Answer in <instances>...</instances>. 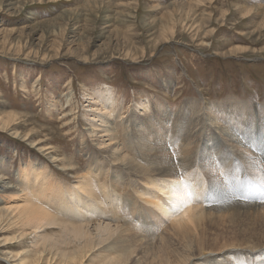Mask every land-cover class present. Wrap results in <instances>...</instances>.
Masks as SVG:
<instances>
[{
    "label": "rangeland",
    "instance_id": "374dc122",
    "mask_svg": "<svg viewBox=\"0 0 264 264\" xmlns=\"http://www.w3.org/2000/svg\"><path fill=\"white\" fill-rule=\"evenodd\" d=\"M105 85L114 89L121 103L112 122L121 115L124 121H116L112 128L120 132L119 139L114 137L122 157L129 152L143 161L147 156L140 155L143 150L139 145L151 140L166 145L172 160L185 157L192 161L201 155L207 141L214 148L210 152L224 143L233 157L244 163L238 155L247 151L246 147L236 151L240 147H232L227 140L238 138L247 145V135L221 120L220 110L222 103L232 101L235 104L225 108L237 111L239 102L255 110L264 107V0H0V124L9 126L7 131L0 128V172L9 179L5 182L24 189L22 194L39 204L35 191L21 181L25 168L36 164L44 171L42 167H47L53 182L62 187L58 195H64L63 188L68 194L75 190L73 186L94 155L109 182L112 172L122 171L133 184L121 189L120 183L115 185L129 201L127 213L115 225L125 231L122 235L129 240L125 247H132L126 255L116 252L117 243H121L116 236L107 245L97 246L83 264H103L109 254L121 255L126 262L131 259L127 264H159L161 239L167 236L176 240L170 223L135 196L136 189L143 187L142 177L127 174L114 162L113 149L102 150L99 137L89 133L87 95L102 93L100 88ZM147 99L151 112H144L137 104ZM214 104L219 106L212 108ZM181 113L187 114L184 120L190 123L180 132L177 123ZM144 121L151 127H144ZM192 123L201 124L194 128ZM255 123L257 116L254 127ZM153 125L165 135L162 140H156ZM196 131L201 137L190 141L187 133ZM41 142L44 144L37 145ZM48 147L51 149L46 150ZM263 151L257 162L261 169ZM246 153L244 156L252 158L251 152ZM242 166L254 175L249 164ZM214 170L206 171L212 172L213 178L224 176V171ZM198 173L203 178L208 175ZM251 180L261 188L253 194L256 198L261 194L264 201V183ZM0 196L11 197L2 192ZM20 200L2 201L0 210H15ZM53 206L51 214L59 221L78 224ZM260 210L264 211V206ZM143 211L149 216L140 218ZM251 218L252 225L249 216L235 224L216 219L205 223L200 229L201 242L211 244L212 249L202 250L204 254L198 251L189 264H264V232L255 236L248 233L246 227L258 228ZM138 219L149 222L140 229ZM128 223L133 227L127 228ZM150 224L153 227L149 228ZM28 229L14 221L0 223V264H66L64 254L68 262L72 261L74 245L68 243L73 238L63 237L59 227L38 234ZM23 232L28 235L22 237ZM17 253L22 255L15 261L11 256Z\"/></svg>",
    "mask_w": 264,
    "mask_h": 264
},
{
    "label": "bare ground",
    "instance_id": "6f19581e",
    "mask_svg": "<svg viewBox=\"0 0 264 264\" xmlns=\"http://www.w3.org/2000/svg\"><path fill=\"white\" fill-rule=\"evenodd\" d=\"M167 88H170V84L167 85ZM100 90L102 93L97 92L90 96L87 95L86 99L89 102L86 112L91 113L87 115L90 122V135L99 137L100 141L98 146L103 147L102 150L105 149L106 151V149H113L112 155L115 156L114 162L121 165L122 169H124L127 174L133 177H142L143 187L136 189L135 196L145 206L151 208L153 212H156L170 223L174 237L178 240L176 241L173 238L170 239L167 236L161 239V246L159 248L161 256H158L159 264H189L192 258L199 255L198 251L211 250L212 248L209 249L211 244L201 242L200 229L205 223H211L215 219L217 221L227 220L230 221L231 224H235L238 219L249 216L250 225H252L251 217H253L255 221L254 224L257 225L258 228L251 229L246 227L248 233L251 236H255L264 232V211L260 210V208L264 206V201L260 200L263 196L257 194L259 198H256L255 194L252 192L260 190L261 188L260 186L253 185L251 182V178H255L264 183V169L257 167V162L261 160L259 154L264 150L263 106H259V108L255 110L251 105L249 106L247 103L240 104L239 102L237 111L225 108L235 104V101H232L222 103L223 110H220L223 114L221 120L228 126H231L234 131L242 130V133L247 135L248 139L244 142L247 143V145H243L242 141L238 138L233 140L229 139L227 141L234 148L240 147V150L236 149V151H243L244 147H246L247 151L251 152L249 154L252 155V158L247 157V151H244L243 154L241 152L242 155H237L244 160L245 165L246 163L250 165V170L255 175L252 176L249 175V170L247 171L243 168L242 164L244 163L238 157L234 158L231 151L224 143H221L218 147L216 146L217 143H214L216 149L214 152H210L209 150H213L214 148L212 149V145H209L207 141L206 143L204 142L201 155L195 156L192 161L190 158L188 159L185 157L172 160L169 157L170 155H168V147H166V145L152 143L151 140L146 141L145 145H139V149L143 150L140 155L143 157L147 156L143 161H138L136 155H128L129 152L125 154V157H122V150L119 148L118 143L115 142L116 138L114 137L116 136L119 139V136L121 137L119 134L120 132L118 133L117 130L112 128V125H114L116 121V124H120L124 121L123 115H121L112 122V116L115 114L118 107L121 106V103L112 87L105 85L101 86ZM167 96L169 95H166V97ZM137 104L144 112H148L152 109L151 102L148 99ZM195 104L198 105L196 102ZM211 106L214 108L219 105L214 104ZM246 107L249 108L247 111L245 109ZM212 108L208 110H213L215 114L216 111ZM229 112H231V114L233 113V118L230 117ZM155 114L156 112L154 115ZM181 115V121L177 123L181 128L180 132L185 131L187 129L186 125L190 123L188 121L189 119L184 120V117H187L186 113H181ZM195 116L198 117L196 114ZM254 116H257V123H255L256 127H254ZM161 121L164 125V121L162 119ZM197 121H201L199 117ZM144 122L146 123L143 124L144 127H151L147 121ZM193 124H195L194 128H197L201 123H192V125ZM250 126L252 128H250ZM0 128L7 131L9 126L6 123H1ZM173 130L175 131L174 127ZM152 132H156V140H162L161 138L165 136L158 133V129L154 125ZM142 135L143 133L141 132L138 137L140 138ZM125 136L127 137V135ZM125 136L123 135V138ZM186 136L191 138L190 141H192L193 138L197 139L201 137L200 134H197V131L195 133L189 132ZM135 139L137 140V138ZM174 141L175 139H172L171 136V142L174 143ZM130 142L132 141L130 140ZM40 144L44 143L41 142L37 145ZM174 146L181 147V145L176 144H174ZM48 149H51V147H48L46 150ZM244 154L247 156H244ZM126 156L129 158L127 159ZM93 158L94 159L89 162L85 173L79 177L78 184L73 186L75 190L68 194L66 189L63 188L64 195H58V189L61 185L53 182L47 167H42L44 171H40L42 169L37 163L38 166L34 164L35 166H29V169H23L24 171L20 177L21 181L27 189L35 191V195L40 199H37L39 204L28 200L25 194H22L25 191L23 188V190L20 191V187L17 185L5 182V180L9 179L0 172V193H7V195L9 194L11 196L8 199L7 197L0 196V203L2 201H9V199H13L14 201L21 199V204L18 203L16 207L14 206L15 210L10 208L0 210V223H11L14 221L22 227H29L28 230L34 231V234L43 232L47 228L59 227L63 237H69V240L73 238V241L71 240L68 244L74 245V247H72V261L75 264H83V260L89 256L90 253H93L97 246L103 244L107 245V243H110L116 236V240L121 241V243H117L118 248L116 252L126 255L129 248L132 246L128 245L125 247V244L128 243L129 240L123 237L122 234L125 231L123 232L121 227H118V224L115 225V223H119L122 219L121 215L127 213L129 201L124 198L123 191L118 192L116 190L115 185L116 183H120L119 189H121L122 187L125 188L126 186H130L132 183L130 179L124 176L125 173L122 171L112 172V180L109 182L107 175L103 173V166L97 164L99 158L97 159L94 155ZM196 167H198L197 170L195 169ZM212 169L221 172L224 171V176L222 178H217L216 175V177L213 178L214 175H210L212 172H210V174L207 172ZM200 171L208 175L203 178V175H199L198 173ZM234 173L236 174L234 175ZM110 184L112 186H110ZM205 193H207L206 200H202ZM246 193H248V196H245ZM228 195H230L231 198H228ZM54 201H57V203H54ZM53 205L60 208V214L62 216L70 217L78 224L67 225L66 222L62 220L59 221L56 216L51 214L50 207ZM143 215L149 216L145 211L142 212L140 218ZM105 218L110 219V221H104L107 220ZM136 222L139 223L136 224V226L139 225L142 227L140 229H143L149 220L140 221V219H138ZM218 223L221 224V222ZM127 226V228L130 229L132 225L128 223ZM150 227H153V224H150L149 228ZM92 228L96 231L95 235H93ZM132 230H135V228H132ZM147 232L150 231L148 230ZM24 234L27 233L23 232L21 236L24 237ZM47 240L49 243L54 241H51V239ZM47 240L44 242L46 243ZM78 243L80 244L78 245ZM45 247H47V245H45ZM246 249L249 248L247 247ZM146 250L150 249L146 248ZM153 251L154 250L151 252ZM116 252L114 254H116ZM157 254L156 252V255ZM202 254H204V252ZM21 255V253H17L12 255L11 258L16 261ZM40 255L42 254L40 253ZM48 255L50 254L48 253ZM64 256L67 261L66 264H73L72 261L68 262L69 259L67 260V258L69 257L66 254H64ZM111 256V254L107 255L105 257L107 261L103 264H127L131 260L126 262L127 259L121 257V255L119 257ZM143 257H146V255H143ZM41 258L42 256L39 259ZM254 263L258 264L257 262ZM27 264L37 263L29 262ZM133 264L135 263L133 262ZM248 264L250 263L248 262Z\"/></svg>",
    "mask_w": 264,
    "mask_h": 264
}]
</instances>
